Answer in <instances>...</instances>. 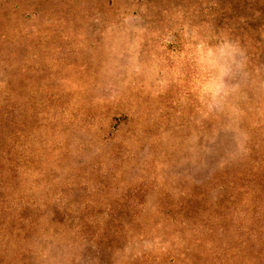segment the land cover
I'll use <instances>...</instances> for the list:
<instances>
[{"label":"rangeland","instance_id":"374dc122","mask_svg":"<svg viewBox=\"0 0 264 264\" xmlns=\"http://www.w3.org/2000/svg\"><path fill=\"white\" fill-rule=\"evenodd\" d=\"M0 264H264V0H0Z\"/></svg>","mask_w":264,"mask_h":264}]
</instances>
